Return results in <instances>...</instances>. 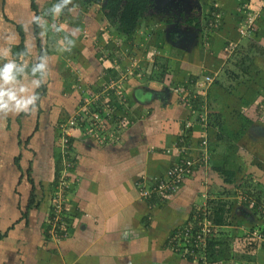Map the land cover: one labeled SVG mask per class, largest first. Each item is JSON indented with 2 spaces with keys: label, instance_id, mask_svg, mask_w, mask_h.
Returning a JSON list of instances; mask_svg holds the SVG:
<instances>
[{
  "label": "crops",
  "instance_id": "0c3cea01",
  "mask_svg": "<svg viewBox=\"0 0 264 264\" xmlns=\"http://www.w3.org/2000/svg\"><path fill=\"white\" fill-rule=\"evenodd\" d=\"M48 1L36 0L40 14ZM263 1L151 0L152 9L130 35L107 22L101 4L83 9L74 3V11L55 20L63 31L47 29L40 36L29 0H0V50L10 47L13 54L22 32L28 53L21 62L34 63L41 48L49 63L36 109L0 118V264H193L166 239L216 197L232 203L227 228L247 233L249 227H264V217L248 209L240 188L245 177L264 185V55L249 53L245 69L243 58L224 49L227 42L236 48L250 42L251 49L264 51V21L243 36L238 13L249 14ZM170 6L188 17L184 23H171L170 11L153 10ZM215 15L220 25L206 30ZM73 28L79 29L74 46L60 51L61 38ZM10 33L11 45L3 39ZM134 58L142 78L123 76V66ZM111 79L123 80L120 114L129 123L107 144L82 125L69 129L73 161L69 179L63 178L61 122L79 110L81 96L91 107L88 92ZM194 96L200 99L197 107L190 102ZM212 113L218 127L208 124ZM203 137L208 160L197 163L170 199L142 194L139 183L153 185L179 156L200 157ZM227 171L231 182L224 181ZM60 178L67 180L57 190L64 221L53 222L50 201ZM32 193L37 205L28 210ZM257 245L250 263L264 264V241Z\"/></svg>",
  "mask_w": 264,
  "mask_h": 264
},
{
  "label": "built area",
  "instance_id": "2783aa9c",
  "mask_svg": "<svg viewBox=\"0 0 264 264\" xmlns=\"http://www.w3.org/2000/svg\"><path fill=\"white\" fill-rule=\"evenodd\" d=\"M262 6L264 7V1ZM254 19V15H247L246 19L242 23V35H250L249 33L252 31L251 27L254 24ZM212 21H215L214 24H218L219 18L217 17ZM212 21H210V23ZM225 50L228 51L227 48ZM137 66H140L138 61L136 59H132L131 62L126 65L124 71L127 73L129 69L136 68ZM204 80L205 82L210 83L212 79L209 76H205ZM118 81L119 80L116 79L107 80L102 84L99 92H97L95 96L90 97L94 100V98L98 95H101V112H91V110H94L95 107L94 105L90 107V103H88V100H85L84 98V103H82L79 110L61 122L60 152L58 158L62 161L61 176L63 178L69 179L70 172L68 169L72 165L71 163L73 161V156L69 150L70 142L67 132L69 129L82 125L84 130L87 131L88 134L94 136L99 143L107 144L108 142L117 141L119 138L118 131L128 125V121L124 115H117L114 113L116 103L121 101L124 97L123 90L121 89ZM110 91L117 97L113 103H109L110 99L108 95ZM200 145L202 147L200 157L187 155V157L181 158L180 161L173 163L162 176L155 177V185L147 186L140 182L139 186L142 188V194L146 196L151 193H155L160 200L168 199L175 190L179 189L186 176L192 172V170H190V166L193 162H206L208 160L205 150L207 145L206 138L203 137L201 139ZM65 181L67 180H62L61 178L59 179L56 189H54L55 192L59 188L65 186ZM50 202V209L54 219L53 222L57 221L56 219L64 221L60 216L64 212L65 207L62 205V199L58 191L54 197H51ZM187 226L188 227L185 226L184 231L175 233V235L170 237L168 247L172 251L179 254L182 258L197 262V264H213L208 261L205 251V240L207 238L214 237L217 229L212 221L209 207L205 205L203 208H199L198 211L196 210ZM192 226H194V229L190 228ZM189 228L194 231L195 239H193V234ZM246 237L249 241H262L264 240V228L260 227L248 229ZM193 246L195 248L198 246L200 251L198 250L199 252H194V249L192 248Z\"/></svg>",
  "mask_w": 264,
  "mask_h": 264
},
{
  "label": "trees",
  "instance_id": "16d2710c",
  "mask_svg": "<svg viewBox=\"0 0 264 264\" xmlns=\"http://www.w3.org/2000/svg\"><path fill=\"white\" fill-rule=\"evenodd\" d=\"M92 3H98L101 4V11L102 14L104 15V18L107 20L109 24L114 26L118 32L121 34L125 35H130L136 25L137 22L140 18H144L147 14H149L150 10L152 9V3L151 0H83V4H92ZM29 5L30 9L34 12V15H40V11L38 10V6L36 3V0H29ZM155 12V11H154ZM213 22V21H212ZM34 27V33L37 35L39 31V27L36 26L35 24H32ZM20 29V27H19ZM214 30V29H213ZM249 37L248 35H246ZM249 41V39H248ZM251 43L247 42L244 45H240L238 49L242 50L245 52L246 55H248V51L251 49ZM40 46V45H38ZM256 49V53L253 54H260L264 55V51L262 49L256 47H253ZM25 45L23 43V34L22 32L20 33V42L13 48V54L23 52L25 50ZM100 50V49H99ZM97 52H99L96 49ZM39 55H41V48L39 51ZM243 58V63L241 65V68H248V64L250 63L251 59H248L247 57H241ZM2 61V60H1ZM3 62V61H2ZM212 82V81H211ZM210 82V83H211ZM100 88L96 90H91V92H88L89 97L95 96L97 92H99ZM43 95L42 92L39 93V96ZM101 95H98L96 98H94L93 105L95 107L94 110L92 111H99L101 112V107H100V102L102 100ZM109 103L115 102L117 99L112 96V93L110 91L109 93ZM114 98V99H113ZM83 100V96L80 97L79 100V105ZM188 100V99H187ZM95 102H97V105H95ZM190 102L192 107H197L198 103L200 102L199 97H191ZM216 114H211L207 116L208 124L211 126L216 125V121L214 122L216 118ZM129 123V121H128ZM217 127L219 126L218 123L216 125ZM221 126V125H220ZM221 128V127H219ZM240 135V132L235 133V135L232 137V140H236L238 136ZM69 142H70V137H68ZM228 139L231 138L229 137ZM183 158V156H179L176 162L180 161V159ZM185 158V157H184ZM198 162H193L192 165L190 166V170L194 171L195 167L197 166ZM227 175L229 176L228 178H224L225 182H231V172L227 171ZM162 176V175H160ZM156 182L153 184L155 185ZM152 185V186H153ZM240 188L245 191L246 196V204L247 206L251 209V212H255L258 215L264 217V185H253L252 181H250L249 178H244V180L240 184ZM149 186V185H147ZM152 194V193H151ZM155 194V193H154ZM166 199L161 200L162 202L165 201ZM231 202L226 198H217L210 200V205H209V210L211 212V218L212 221L215 225L216 229V235L211 238H207L205 240V251L207 254V259L210 263L216 264L219 261H222L224 259H231L235 261H239V264H253L250 263L252 260L254 261L253 257V250L258 247L257 243L259 241H248L249 239L246 237V233H240L237 230L230 229L229 227L227 228L226 226L231 225L230 221V208H231ZM37 202L34 201V196L33 193L30 195L28 204L26 208L29 210L32 206H36ZM26 213H24V216ZM189 219L185 221L184 224L180 225L175 231L174 228L170 232V237L175 235V233H179L181 231H184L185 226L189 223ZM176 228V227H175ZM194 229V226L190 227ZM189 228V229H190ZM227 228V229H225ZM190 231L193 234V239H195V233L190 229ZM1 236V235H0ZM242 242L243 245H242ZM239 246V247H238ZM242 246V247H241ZM257 246V247H256ZM194 252H199L200 248L196 246V248L193 246L192 247ZM199 250V251H198ZM249 261V262H248Z\"/></svg>",
  "mask_w": 264,
  "mask_h": 264
},
{
  "label": "clouds",
  "instance_id": "9594fccd",
  "mask_svg": "<svg viewBox=\"0 0 264 264\" xmlns=\"http://www.w3.org/2000/svg\"><path fill=\"white\" fill-rule=\"evenodd\" d=\"M74 9L73 0H55L42 14L34 15L31 23L42 29L40 36H44L47 29L59 33L64 30V25L56 24L55 20L65 11L71 13ZM45 17H50L53 22L47 23ZM78 32V28L65 32L60 40V51H71ZM14 38V33L3 37L9 45ZM27 53L28 49L14 55L11 54L10 47L0 50V56L4 58L0 62V118L9 114H29L38 105L40 96L37 89L44 83L49 71L48 58L46 55L37 56L36 61L29 65L27 61L20 60Z\"/></svg>",
  "mask_w": 264,
  "mask_h": 264
},
{
  "label": "rangeland",
  "instance_id": "374dc122",
  "mask_svg": "<svg viewBox=\"0 0 264 264\" xmlns=\"http://www.w3.org/2000/svg\"><path fill=\"white\" fill-rule=\"evenodd\" d=\"M55 2V0H49L48 2H46V6H44L43 8H42V11H41V13H43L48 7H50L51 6V4L52 3H54ZM73 3H76L77 5L78 4H80V3H82V8L83 9H86V8H88V7H86V6H89L88 4L87 5H85L84 6V4H83V0H73ZM99 6H100V4H98V3H95L94 5H93V7H95V9H99ZM81 10V9H80ZM153 10H155V12H165V11H167V12H169L170 11V13H171V18H170V21H171V23H174V22H176V23H179V22H183L184 23V21L186 20V18H188V17H186V15H180L179 14V12H178V10L177 9H174L172 6H170V7H168L167 9H157V7H155ZM239 13V18H240V23H239V29H240V33H241V28H242V23H243V21L246 19V17H247V15H254L255 16V19H254V24L252 25V27H251V29H252V31L249 33V34H253L254 33V31H256L257 30V28H258V23H256V22H259V21H264V7L263 6H260V8H258V9H256L255 11H251L249 14L246 12V14H244V13H242V12H238ZM218 16L217 15H215L213 18L214 19H216ZM47 20H48V17L46 18ZM79 19H81V17H80V13H79V17L77 18V20H79ZM166 19V18H165ZM214 19H212V20H214ZM46 20V21H47ZM61 20V18H59V19H57L56 21H60ZM212 20H210V21H212ZM220 20L221 19H219V23L218 24H214V22H211L210 23V21L209 22H207L206 23V25L204 26V28H206V30H213V29H215L216 27H218L219 25H220ZM222 21V20H221ZM47 23H49V21H47ZM102 30V29H101ZM256 33V32H255ZM111 34V33H110ZM109 34V35H110ZM250 35V36H251ZM243 36H246V35H243ZM249 36V35H248ZM55 37H57V35L55 36ZM85 39V38H84ZM106 42H107V40H106ZM108 43V42H107ZM151 43V42H150ZM151 44H153V43H151ZM106 45V44H105ZM160 45V44H159ZM234 44L233 43H230V42H227V43H225L224 44V49H226L227 48V50L228 51H230L231 53H230V56H235L234 58H237V57H240V59H241V57H247L248 59H250V56H248L249 55V53H251V52H255L256 51V49L255 48H253V49H250L249 50V52H247L248 53V55H246L245 54V52H243L242 50H240V49H238V48H236V46H234ZM139 47H142L141 45H137L136 44V48H139ZM152 48H154V47H152ZM226 51V50H225ZM227 52V51H226ZM126 54V56L125 57H128L129 55H128V53H127V51L126 52H124V55ZM135 59V58H134ZM250 64V63H249ZM121 66H123V64H121ZM118 67H120V66H118ZM123 67H126V66H123ZM140 67L141 66H137L136 68H132V69H129V72H128V74L127 73H123L124 75V77H128V75L130 76V77H136L137 79L139 78V77H141V75H140V71H141V69H140ZM229 67V65H227L226 66V69ZM142 78V77H141ZM205 81V80H204ZM121 85H123L124 83H123V80H120V81H118ZM147 83V82H146ZM205 83V82H204ZM204 83L201 85V83H200V85H201V87L202 86H204ZM168 85H170V87H171V84L170 83H168ZM174 88H176V87H174ZM173 88V86H172V89H174ZM182 93H185L184 91L182 92ZM263 94H264V92H263ZM125 95V94H124ZM263 97V96H262ZM264 98V97H263ZM263 101V100H262ZM123 100H121V101H119V102H117L116 103V105H115V109H114V113L115 114H119V115H121L120 113H122V111H120V108L123 106ZM120 131V130H119ZM121 133V132H120ZM165 173V172H164ZM163 173V174H164ZM162 174V175H163ZM255 186V185H254ZM178 190V189H177ZM177 190H175L174 191V193L177 191ZM174 193H172L170 196H169V198L168 199H170L173 195H174ZM167 199V200H168ZM246 206H247V204H246ZM248 209H249V207H248ZM245 210H247L246 209V207H245ZM259 216V215H258ZM238 226H240L239 224H237ZM180 226V225H179ZM179 226H177L176 228H174V230L173 231H175ZM252 227H249V229H251ZM264 228V227H263ZM169 239H170V234L168 235V237H167V239H166V243L168 244V241H169ZM249 241V240H248ZM264 241V240H263ZM257 250H258V248H256ZM174 252V251H173ZM176 253V252H175ZM180 256V255H179ZM226 260H231V259H224V260H222V261H226ZM222 261H219L218 263H216V264H223L224 262H222ZM231 261H233V262H231V264H237V262L235 261V260H231ZM193 264H197V262H194Z\"/></svg>",
  "mask_w": 264,
  "mask_h": 264
},
{
  "label": "bare ground",
  "instance_id": "6f19581e",
  "mask_svg": "<svg viewBox=\"0 0 264 264\" xmlns=\"http://www.w3.org/2000/svg\"><path fill=\"white\" fill-rule=\"evenodd\" d=\"M250 35H251V34H250ZM250 35H249V36H250Z\"/></svg>",
  "mask_w": 264,
  "mask_h": 264
}]
</instances>
